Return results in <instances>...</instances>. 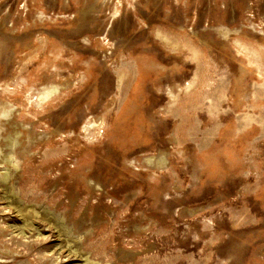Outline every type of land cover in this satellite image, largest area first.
I'll list each match as a JSON object with an SVG mask.
<instances>
[{"label": "rangeland", "instance_id": "374dc122", "mask_svg": "<svg viewBox=\"0 0 264 264\" xmlns=\"http://www.w3.org/2000/svg\"><path fill=\"white\" fill-rule=\"evenodd\" d=\"M0 264H264V0H0Z\"/></svg>", "mask_w": 264, "mask_h": 264}]
</instances>
